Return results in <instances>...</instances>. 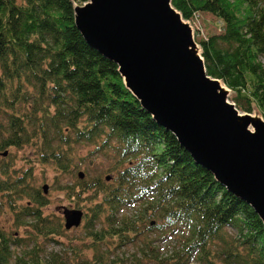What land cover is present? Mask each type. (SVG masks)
I'll list each match as a JSON object with an SVG mask.
<instances>
[{
    "label": "trees",
    "instance_id": "1",
    "mask_svg": "<svg viewBox=\"0 0 264 264\" xmlns=\"http://www.w3.org/2000/svg\"><path fill=\"white\" fill-rule=\"evenodd\" d=\"M87 2L0 0V200L15 227L26 226L44 241L62 230L41 214L48 201L27 183L31 172L14 176L7 150L30 148L27 163L68 175L71 152L87 144L91 154L108 149L116 155L112 176L78 177L63 189L69 200L85 195L91 201L85 213L78 209L91 243L139 242L137 264H264V228L252 208L196 164L141 108L117 66L83 40L74 7ZM171 5L185 21L209 14L222 25L220 34L199 42L206 74L232 92L239 111H257L264 120V0ZM20 199L28 205L16 209ZM11 235L0 229V264H64L54 256L39 259L37 244L15 256L12 248H24V239ZM94 251L92 264H105Z\"/></svg>",
    "mask_w": 264,
    "mask_h": 264
},
{
    "label": "water",
    "instance_id": "2",
    "mask_svg": "<svg viewBox=\"0 0 264 264\" xmlns=\"http://www.w3.org/2000/svg\"><path fill=\"white\" fill-rule=\"evenodd\" d=\"M74 23L87 45L117 66L141 108L264 228V120L240 115L227 101L229 90L207 76L201 49L171 0H88L74 7ZM61 215L65 230L83 218L65 208Z\"/></svg>",
    "mask_w": 264,
    "mask_h": 264
},
{
    "label": "rangeland",
    "instance_id": "3",
    "mask_svg": "<svg viewBox=\"0 0 264 264\" xmlns=\"http://www.w3.org/2000/svg\"><path fill=\"white\" fill-rule=\"evenodd\" d=\"M185 22L189 24L194 42L198 46L202 39L222 32V25L209 14H199L193 20ZM232 97V92L229 91L227 94V101L229 103H233ZM237 111L240 115L246 114L238 109ZM250 115L253 117L259 116L257 111H253ZM250 130L252 131V129ZM93 148L87 144H82L74 148L71 152L73 165L71 174L68 175H61L59 170L53 165L42 166L34 162L27 163L29 158H32L30 148L25 147L21 150H7L8 155L5 158L8 160L11 171L15 172L14 176L21 177L24 172L29 170L31 173L28 175L27 183L31 187L40 192L43 191L44 187H47L45 196L48 203L42 209L41 214L50 220L52 226L60 223L62 227L61 232L57 233L49 241H44L41 237H34L28 227H15L13 213L6 206L3 199L0 200L3 204L0 206V229L8 236L12 234L11 236L24 239V248L19 246L12 248L15 256L20 257L23 250H31L37 244V247L34 248L41 260L54 256L64 264H92L95 255L94 249H97L98 255L105 261V264H137L136 259L142 257L140 254L136 255L138 252V244H140L139 242H136L135 245L122 248H112L114 244L110 241L103 245H95L91 243L92 241L88 239L84 232L85 224L83 220L77 228L67 231L63 227L64 221L60 214L63 208L70 210L79 209L85 213V208L91 206V201H88L85 195H80L76 199L69 200L65 192H63V189L76 185L78 172L81 171L84 173L83 179L85 181L104 180L105 176H112L114 174L113 172L109 173V170L114 166L116 161V155L113 151L107 149L104 152L91 154ZM2 160L3 158L0 156V167ZM20 200H16L18 203L16 209L28 205L26 199ZM124 213L131 215L134 211L126 209ZM141 239L139 240L141 241ZM159 245L161 247L160 253L163 254L166 252L168 247H165L163 244L156 243L154 246L159 247ZM96 257L98 258V256ZM144 260L140 264H150ZM11 264H14V260Z\"/></svg>",
    "mask_w": 264,
    "mask_h": 264
},
{
    "label": "bare ground",
    "instance_id": "4",
    "mask_svg": "<svg viewBox=\"0 0 264 264\" xmlns=\"http://www.w3.org/2000/svg\"><path fill=\"white\" fill-rule=\"evenodd\" d=\"M123 82H124V80H123ZM125 84V83H124ZM233 136V135H232ZM232 136H230V138H232ZM235 136V135H234ZM176 138V137H175ZM233 139V138H232ZM234 140H227V142L230 144V145H235L236 143L235 142H233ZM225 147H229L228 146V144L227 145H225ZM232 148V147H231ZM192 158V157H191ZM195 162V161H194ZM196 163V162H195ZM197 164V163H196ZM199 165V164H198ZM202 167V166H201ZM215 178V177H214ZM111 179H112V177H111ZM216 179V178H215ZM217 181V180H216ZM222 185V184H221ZM223 186V185H222ZM225 187V186H224ZM226 188V187H225Z\"/></svg>",
    "mask_w": 264,
    "mask_h": 264
}]
</instances>
